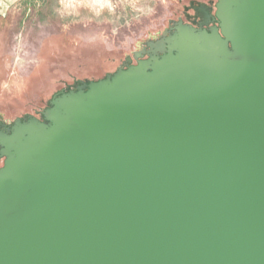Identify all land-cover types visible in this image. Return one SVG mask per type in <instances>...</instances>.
<instances>
[{"label": "water", "instance_id": "95a60500", "mask_svg": "<svg viewBox=\"0 0 264 264\" xmlns=\"http://www.w3.org/2000/svg\"><path fill=\"white\" fill-rule=\"evenodd\" d=\"M213 16L0 121V264H264V0Z\"/></svg>", "mask_w": 264, "mask_h": 264}, {"label": "rangeland", "instance_id": "374dc122", "mask_svg": "<svg viewBox=\"0 0 264 264\" xmlns=\"http://www.w3.org/2000/svg\"><path fill=\"white\" fill-rule=\"evenodd\" d=\"M191 1L0 0V121L43 120L56 95L114 74L186 20Z\"/></svg>", "mask_w": 264, "mask_h": 264}, {"label": "flooded vegetation", "instance_id": "af4514ba", "mask_svg": "<svg viewBox=\"0 0 264 264\" xmlns=\"http://www.w3.org/2000/svg\"><path fill=\"white\" fill-rule=\"evenodd\" d=\"M199 8V9H196ZM206 9V11L212 15V19L209 21H205V17L203 16L202 12L200 11V9ZM215 8L211 7L210 5H208L207 3H200L197 4L195 1H191L190 2V6L186 7V20H183L184 23L193 25L196 28H200L201 24H204V22H209V25H204L202 28H206L208 29L209 26H213L218 24V21L215 20L214 21V14H215ZM192 11V12H191ZM134 62H136L134 60ZM2 162H3V158L1 159V163H0V167L2 166Z\"/></svg>", "mask_w": 264, "mask_h": 264}]
</instances>
